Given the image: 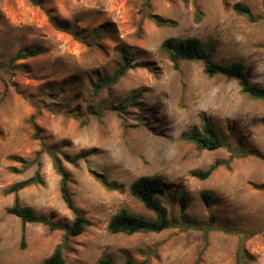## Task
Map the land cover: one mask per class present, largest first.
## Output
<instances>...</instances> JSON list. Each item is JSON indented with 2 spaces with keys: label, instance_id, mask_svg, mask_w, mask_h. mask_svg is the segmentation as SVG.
Masks as SVG:
<instances>
[{
  "label": "rangeland",
  "instance_id": "rangeland-1",
  "mask_svg": "<svg viewBox=\"0 0 264 264\" xmlns=\"http://www.w3.org/2000/svg\"><path fill=\"white\" fill-rule=\"evenodd\" d=\"M145 3L0 0V264H42L65 237L64 231L23 225L8 214L16 197L21 206L56 225L70 227L73 222L52 159L38 155L42 144L58 150L75 204L90 221L81 236L70 238L66 264H98L102 259L122 264L148 257L149 264H196L199 259L198 264H238L237 233L251 232L256 233L244 243V263L264 264V161L237 158L201 181L192 173L228 160L231 153L201 150L183 139L194 128L202 131L207 121L231 149L264 157V102L242 94L236 80L208 77L200 61L182 62L176 71L161 51L168 38H198L214 47L216 62L243 61L251 82L264 87V0H151V14L175 22L173 27L144 18ZM236 3L248 6L260 20L253 23L234 12ZM196 7L203 13L200 21ZM50 19L69 25L79 39ZM122 44L133 48L137 63L151 70H131L88 100L87 79L112 73L117 67L114 49ZM31 48L42 54L14 62L24 71L8 74L1 69L19 51ZM136 91L139 98L122 117L105 111L103 118H90L82 128L78 118L64 112H83L88 101L94 110L105 102L120 106ZM77 155H85L77 165L64 158ZM37 172L42 184L7 194ZM145 176L165 179L169 191L161 201L175 228L160 234H110L108 223L121 210L155 218L130 193L131 184ZM99 177L120 190L106 189ZM203 191L214 194L212 212L220 229L206 236L210 213L201 199ZM182 195L189 200L184 213Z\"/></svg>",
  "mask_w": 264,
  "mask_h": 264
},
{
  "label": "trees",
  "instance_id": "trees-1",
  "mask_svg": "<svg viewBox=\"0 0 264 264\" xmlns=\"http://www.w3.org/2000/svg\"><path fill=\"white\" fill-rule=\"evenodd\" d=\"M226 8H229L227 3H224ZM232 10L237 14L246 17L249 21L256 23L260 20L259 17H255L251 9L241 3H236L232 7ZM151 0H146L144 9L141 10V14L144 18L149 19L160 27L175 26L176 23L171 20L163 19L158 15H152L150 12ZM203 17V13L196 7V19L200 21ZM51 23L57 29L72 33V29L69 25H62L56 23L53 19H50ZM75 38L79 39L77 35ZM161 51L167 55L168 59L173 65L176 71L180 70L182 62H195L200 61L204 64V72L208 77H214L217 75L224 76L229 80H236L241 88L242 94L246 95L250 99L264 102V87L253 84L250 80L248 68L243 61H234L229 64H222L216 62L214 59V47L209 43L202 42L198 38H168L161 45ZM42 54L40 48H31L27 50L19 51L6 67H1L3 71L8 74H13L16 71H24V68L14 66L15 61H23L29 58H37ZM114 54L117 58V67L110 74H95L87 79L86 91L87 99L92 100L102 90L111 88L116 85L127 72L135 69H147L151 70L149 65L137 63V54L135 50L127 45H118L114 49ZM140 93H132L129 100L120 106H112L108 102L102 103L96 110L89 106L87 102L86 109L82 112L80 109L69 110L65 109V115L74 116L80 120V126L83 128L87 126L90 118L101 119L104 117L105 111L117 113L118 116L126 112L128 107L133 106V103L137 101ZM36 130V138L41 140L40 131L38 127L33 124ZM183 139L195 144L201 150L216 151L219 149H228L231 156L226 161H216L206 171H195L192 176L201 180H208L212 174L220 167H229L230 163L237 158H246L249 156H255L264 161V157L254 154L252 152L244 151L240 148L231 149L227 143V139L220 135V133L211 126L207 121L203 123V130L194 128L183 135ZM46 153L53 163L55 172L60 176V195L62 201L74 215L73 222L70 227H64L56 225L50 220L43 217H39L31 208L20 205L19 198H15L14 205L8 209L7 213L19 218L23 225L26 224H42L48 226L51 231H64L65 237L62 243L54 250L52 255L45 259L42 264H66L64 259V251L68 249V242L72 237L81 236L84 231L90 227V221L86 218L84 211L80 210L74 201L73 195L69 189L70 174L63 166L62 160L58 157V150L54 147H48L42 144V149L38 155ZM85 155H77L73 159L64 157L72 165L84 158ZM34 163L26 166V168L32 167ZM104 187L111 191H119L120 189L115 185L107 183L103 177H99ZM42 184L40 173L37 172L32 178L21 181L14 184L7 192V194H17L20 191L33 186ZM169 191V187L164 178L160 176H145L134 181L130 186V193L134 198L139 200L148 210L154 213L155 218H146L139 215L128 213L126 210H121L115 214L109 221L107 230L112 235L126 234H160L166 230L175 228L173 225L168 209L163 205L161 198L165 196ZM201 199L209 211L210 226L205 230V236L209 231L220 230L216 226L217 217L212 212L214 205V194L210 191H203L201 193ZM188 197L182 195L179 199L181 212H185L189 206ZM256 232L251 233H237L240 238V249L238 252V264L244 263V243L247 239L252 237ZM236 234V233H235ZM22 248H25V230H23ZM200 260V259H199ZM198 260V262H199ZM149 257L143 261H135L133 259H127L122 264H149ZM198 262L196 264H198ZM98 264H116L110 259H102Z\"/></svg>",
  "mask_w": 264,
  "mask_h": 264
}]
</instances>
